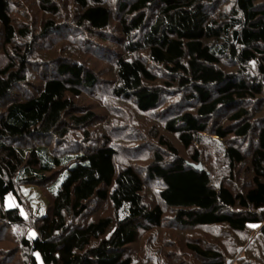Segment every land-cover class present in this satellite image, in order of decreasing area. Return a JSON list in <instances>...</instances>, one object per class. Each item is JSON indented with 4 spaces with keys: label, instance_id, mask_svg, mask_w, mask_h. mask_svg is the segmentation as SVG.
<instances>
[{
    "label": "trees",
    "instance_id": "1",
    "mask_svg": "<svg viewBox=\"0 0 264 264\" xmlns=\"http://www.w3.org/2000/svg\"><path fill=\"white\" fill-rule=\"evenodd\" d=\"M37 255L264 264V0H0V264Z\"/></svg>",
    "mask_w": 264,
    "mask_h": 264
},
{
    "label": "rangeland",
    "instance_id": "2",
    "mask_svg": "<svg viewBox=\"0 0 264 264\" xmlns=\"http://www.w3.org/2000/svg\"><path fill=\"white\" fill-rule=\"evenodd\" d=\"M16 202L13 199L11 194H6L4 197V205L5 206H11L15 205ZM32 209L36 212H43L44 211V200L42 198L36 197L32 202ZM37 264H43L39 258V256H36Z\"/></svg>",
    "mask_w": 264,
    "mask_h": 264
},
{
    "label": "water",
    "instance_id": "3",
    "mask_svg": "<svg viewBox=\"0 0 264 264\" xmlns=\"http://www.w3.org/2000/svg\"><path fill=\"white\" fill-rule=\"evenodd\" d=\"M196 166H197V167H199V166H200V164H199V163H197V164H196Z\"/></svg>",
    "mask_w": 264,
    "mask_h": 264
}]
</instances>
